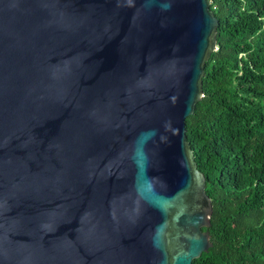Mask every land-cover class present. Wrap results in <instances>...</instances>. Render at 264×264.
<instances>
[{"label":"water","instance_id":"obj_1","mask_svg":"<svg viewBox=\"0 0 264 264\" xmlns=\"http://www.w3.org/2000/svg\"><path fill=\"white\" fill-rule=\"evenodd\" d=\"M208 0H0V264H192L211 202L186 140Z\"/></svg>","mask_w":264,"mask_h":264},{"label":"trees","instance_id":"obj_2","mask_svg":"<svg viewBox=\"0 0 264 264\" xmlns=\"http://www.w3.org/2000/svg\"><path fill=\"white\" fill-rule=\"evenodd\" d=\"M218 20L186 140L212 214L192 264H264V0H208Z\"/></svg>","mask_w":264,"mask_h":264}]
</instances>
